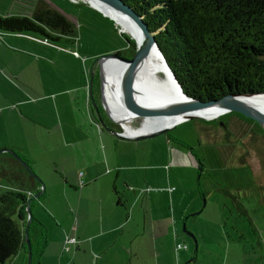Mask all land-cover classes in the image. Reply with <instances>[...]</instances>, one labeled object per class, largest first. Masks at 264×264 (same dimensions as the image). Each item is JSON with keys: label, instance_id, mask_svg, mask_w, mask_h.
Instances as JSON below:
<instances>
[{"label": "rangeland", "instance_id": "obj_1", "mask_svg": "<svg viewBox=\"0 0 264 264\" xmlns=\"http://www.w3.org/2000/svg\"><path fill=\"white\" fill-rule=\"evenodd\" d=\"M2 1L14 3L18 9L34 2L0 0ZM94 24L92 28L90 23L82 21L77 25L76 36L59 40L48 39L38 32L0 30V150L8 148L17 151L3 146V143L16 144L19 148L25 145L24 150L39 160V163L50 157H67V152L59 150L50 140L46 149L41 148L39 143L36 145L34 133L28 134L27 130L21 132L22 124L13 116L16 109L21 108L24 112L34 110V113L31 112L33 121L54 125L57 119L55 114L48 116L46 112L52 114L61 109L63 115L60 122H71V135L68 137L70 143L78 142L73 131L76 126L82 125V128L79 127L82 132L83 128L91 130L92 126H96L99 135L97 140H100L103 155L106 147L110 158L127 164L129 172L126 170L123 174L157 172L167 178L171 176L172 185L168 183L162 186L167 187L165 190L177 189L178 194L186 193L188 196L193 195V190L197 193L202 212L189 220L183 217L179 225L180 234L189 247L188 250H183L186 257H183L182 264H264V128L238 112H227L214 119L194 117L179 123L166 133L144 139H123L116 135L113 132L115 129H109L100 123L89 109V104L80 98L84 93L91 97L92 71L96 67L100 71L99 59L117 52L118 45L125 44L117 41L108 22L97 19ZM121 52L122 57L132 58L136 53V45L124 46ZM141 73L150 96L155 101L164 99L166 96L163 90L154 86L155 84H147L155 80L147 77L148 73L144 68ZM98 77L100 78V74ZM120 91L122 92L121 86ZM99 95L102 97L101 78L98 84ZM19 101L22 103L19 104ZM125 102L123 105L127 107V101ZM112 103H115L117 110H122L118 102L112 100ZM74 107L79 109L80 124L74 123L75 116L71 113ZM107 107L109 108L108 105ZM83 112L88 113L91 122ZM145 119L138 116L134 119L133 127L137 129ZM148 121L154 123L156 120ZM118 129L123 130L121 126ZM20 138L26 142L22 143ZM44 140L45 137L42 136V141ZM3 154L0 155V162L4 161ZM220 158L224 162V169L219 168ZM140 161L149 165L166 162L167 165L164 168L150 166V170L131 168ZM201 163L204 168L200 167ZM51 170L61 171V168L53 162ZM37 175L41 178L38 173ZM200 187L206 192V196L200 194ZM227 187L230 195L223 191ZM7 189V180L0 177V194ZM48 199L47 197L44 202H48ZM53 201L51 206L54 211L65 221L64 224H69L65 211L59 205L54 207L57 200ZM34 209H40L46 220L44 223L34 216L47 229L49 246L45 251L49 255L62 252L69 255L71 247L66 243L69 235L66 233L67 226L59 225L56 216L48 211L45 203H36L32 208L33 215ZM13 219L20 221L17 214L13 215ZM132 229L133 227L127 226L125 230L127 232ZM150 229L146 230V235L152 234ZM166 230L164 235L169 245L172 234L168 229L165 232ZM24 254L25 252H20L6 264H24ZM99 257L95 253L91 263L89 261L87 264H98Z\"/></svg>", "mask_w": 264, "mask_h": 264}, {"label": "trees", "instance_id": "obj_2", "mask_svg": "<svg viewBox=\"0 0 264 264\" xmlns=\"http://www.w3.org/2000/svg\"><path fill=\"white\" fill-rule=\"evenodd\" d=\"M123 1L143 17L154 33L188 96L209 101L229 93H264V0ZM27 5L18 9L14 3L0 2V30L38 32L48 39L59 40L76 36L78 23H90L94 28V22L100 19L109 23L118 42L125 43L118 45L119 50L115 53L121 55L124 46L132 44L135 47V41L120 32L112 19L88 4L70 0H34ZM101 25L104 27L103 23ZM2 156L4 161L7 160V167L0 170V177L7 180L8 189L0 194V264H6L22 250L26 251L24 264H27V202L42 190V180L36 179L10 154ZM218 163L219 168L224 169L221 158ZM200 167L204 168L203 163ZM229 190L227 187L223 191L230 195ZM199 191L206 196L201 187ZM43 196L34 199L31 208ZM14 214L20 222L13 219ZM33 218L29 238L33 264H40L48 234L46 227L34 215Z\"/></svg>", "mask_w": 264, "mask_h": 264}, {"label": "crops", "instance_id": "obj_3", "mask_svg": "<svg viewBox=\"0 0 264 264\" xmlns=\"http://www.w3.org/2000/svg\"><path fill=\"white\" fill-rule=\"evenodd\" d=\"M80 98L89 104L90 109L91 97L84 93ZM18 103L21 104L22 101ZM60 110L57 109L52 114L46 112L48 116L55 114L57 119L54 125L33 121L31 112L34 113V110L24 112L21 108L16 109L13 116L22 124L21 132L27 130L28 134L34 133L36 145L39 143L41 148L46 149L50 140L59 150L64 149L67 157H50L48 160L52 162L46 160L39 163V160L24 150L25 145L19 148L16 144H2L16 149L29 159L33 170L46 183L44 196L37 203H45L48 211L56 216L59 225L67 226V235L77 236L79 239L77 244H68L71 247L69 255H65L66 252L49 255L45 251L49 246L48 238V244L40 255V264H87L89 261L91 263L95 253L100 256L98 264H182L186 257L183 250H188L189 247L177 248L179 243L187 242L180 234L179 225L183 217L189 220L202 212L197 193L193 190V195L188 196L186 193L178 194L177 189L165 190L167 187L162 186L168 183L172 185L171 176L167 178L157 172L123 174L128 168L127 164L110 158L106 147L103 155L100 140H97L99 135L96 126H92L91 130L83 128L84 132L80 129L82 125L80 128L76 126L73 131L78 137V142L70 143L68 137L71 135V122H60L63 115ZM78 110L76 107L71 109L76 124H80ZM83 113L90 121L88 113ZM91 119L95 121L93 117ZM126 135L127 139H131V135ZM42 136L45 137L44 141ZM20 140L22 143L26 142L22 138ZM53 162L62 172L51 170ZM159 165L144 164L140 161L131 168L150 170V166L164 168L167 164L160 162ZM47 197L49 201L44 202ZM54 199L57 200L54 207L59 205L65 211L69 224H64L65 221L54 211L51 206ZM159 204L160 207L157 206ZM34 216L46 223L44 213L40 209H34ZM127 226L133 229L126 232ZM147 229H150L152 234L146 235ZM165 229L172 234L169 245L164 235L167 233ZM121 234L125 235L120 237ZM20 252H25V263L26 251Z\"/></svg>", "mask_w": 264, "mask_h": 264}, {"label": "water", "instance_id": "obj_4", "mask_svg": "<svg viewBox=\"0 0 264 264\" xmlns=\"http://www.w3.org/2000/svg\"><path fill=\"white\" fill-rule=\"evenodd\" d=\"M70 1H72L73 3H78L75 0H70ZM101 1L107 3L111 7L131 17L136 22V24L138 25L142 33L141 40H138L136 37L127 33V35L135 41V45H136V53L132 58L122 57L118 53H111L108 55H104L99 59L100 61H102L105 58L112 57L122 62L121 73H120L121 75L120 84H121V88L123 91V95L129 107L133 108L136 111L138 110V112L140 113V115L138 116H142V117L146 116L148 118L146 117L145 118L150 119V120H154V119L157 120V119L165 118V117L183 116L184 117L183 121H187V120L193 119L194 117H202V116H198L195 114L198 111H205L207 109H210L216 106H221L222 108H224L225 113L238 112L242 114L243 116L258 122L264 128V112L249 105L245 101L246 98L257 96V95H263L264 93H254V94L253 93H247V94L229 93L220 99H213L209 101H202V100L188 96L184 92L180 82L177 79V76L175 75L174 71L172 70L171 66L169 65L165 56L163 55L157 43L154 33L150 31L148 25L143 20V17L139 13H137L130 5L125 3L123 0H101ZM82 2L98 10L104 16L112 19L117 25L116 21L112 17L107 16L105 13H103L98 8L94 7L93 5L89 4L87 1L83 0ZM119 30L122 33H126V32H123L121 28H119ZM153 47H155L159 51L162 58L164 59V64L167 70L169 71V76L172 81L169 83V87L173 88V85H174L175 88H177L176 91L179 94L178 98L169 101V103H166L168 101L167 100L165 102L166 104L164 105L155 104L157 102L154 101V98H152L149 92H147V89L144 86V80L140 79L139 77L143 62L145 61L146 57L149 55ZM98 64L100 66L99 73H100V78H101V93H102V101L104 103L103 75H102L101 63H98ZM96 71L97 69H94L92 71V77L90 81L91 82V85H90L91 97L93 95L92 86L94 83ZM104 106L109 115L110 120L113 123L121 126V128L123 129L122 131L112 129L113 132L116 135L120 136L121 138L127 139L128 136L125 134L126 130L124 126L121 123H119L115 118H113V116L110 114L109 110L107 109L105 103H104ZM177 125L178 124H175L173 126L159 127V128L156 127L153 130L149 131L148 133H138L134 136H131V139H144L147 137L166 133L167 131H169L170 129L174 128ZM109 129L111 128L109 127ZM3 153L10 154L14 158H16L36 179L42 180L37 175V173L33 170V168L31 167V164L25 161L24 159H22L17 153V151L6 148V149L0 150V155ZM45 189H46V185L42 181V190L34 194L32 198L29 199V201L27 202L28 219H27L26 229H25V242L27 244V249L29 251L27 264H33V247H32V244L29 238L30 226L32 222L34 221L31 203L34 199L39 198L45 192Z\"/></svg>", "mask_w": 264, "mask_h": 264}, {"label": "bare ground", "instance_id": "obj_5", "mask_svg": "<svg viewBox=\"0 0 264 264\" xmlns=\"http://www.w3.org/2000/svg\"><path fill=\"white\" fill-rule=\"evenodd\" d=\"M75 1H83V0H75ZM85 1H87L89 4L93 5L94 7L98 8L107 16L112 17L116 21L117 25L120 26L123 32L131 34L132 36L136 37L138 40L142 39V33L136 22L131 17L111 7L110 5H108L107 3L101 0H85ZM121 67H122V62L116 58L108 57L101 61V69H102L103 83H104L103 86L104 103L105 105L107 103V105L109 106L111 111L106 105L107 109L109 110L113 118H115L119 123H121L124 126L126 130V134L134 136L138 133H148L149 131L153 130L156 127L159 128V127L173 126L183 121L184 119L183 116L160 118L157 119L154 123H151L150 121H148V119H146L144 120V123L138 126L137 129H135L133 127L134 119L137 118L138 115H140V113L138 112V110L136 111L133 108L129 107L128 104L126 105L127 107L123 105V103L125 104L126 102L124 100L125 97L123 95V91L122 92L120 91ZM143 68L146 71V73H148L146 74L147 77L149 79L153 78L155 80L153 82L152 81L147 82V84L151 86L155 84L154 86L159 87V89L163 90L164 96L168 98L167 99L165 97L162 100H157L156 101L157 103L155 104L164 105L166 103H169V101L179 97V94L176 91L177 88H175L174 85L173 88L169 87V83L172 82L169 76V71L167 70L164 64V59L162 58L161 54L155 47L152 48L151 52L146 57L141 67L139 77L142 80L144 78L143 74L141 73ZM109 92L112 93V96H114L115 101L119 103L120 108H122L121 111L117 110L115 103L113 104L111 102L112 98L109 96ZM245 101L249 105L264 112V94L246 98ZM224 113H225L224 108H222L221 106H216L207 109L205 111H198L195 114L198 116L205 117L207 119H214Z\"/></svg>", "mask_w": 264, "mask_h": 264}, {"label": "flooded vegetation", "instance_id": "obj_6", "mask_svg": "<svg viewBox=\"0 0 264 264\" xmlns=\"http://www.w3.org/2000/svg\"><path fill=\"white\" fill-rule=\"evenodd\" d=\"M99 70L97 68L96 74H95V78H94V83L92 86V97H91V102H90V109L93 112L94 116L96 117V119L102 123L103 125L110 127L111 129H115L118 130L119 125L113 123L110 118L109 115L105 109L104 103L102 101V97L99 95L98 96V84L100 83V78L98 77ZM109 96L112 98L113 101H115L114 96H112V93L109 92ZM111 100V102H112ZM112 104V103H111ZM114 104V103H113ZM7 167V160L0 162V170L5 169Z\"/></svg>", "mask_w": 264, "mask_h": 264}, {"label": "built area", "instance_id": "obj_7", "mask_svg": "<svg viewBox=\"0 0 264 264\" xmlns=\"http://www.w3.org/2000/svg\"><path fill=\"white\" fill-rule=\"evenodd\" d=\"M73 229L75 230V227ZM78 242H79V239L77 236H67V238H66L67 246L69 243L77 244ZM177 248L178 249H187L188 245L186 243H179L177 245ZM66 250H68V248H66Z\"/></svg>", "mask_w": 264, "mask_h": 264}]
</instances>
